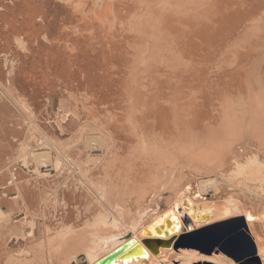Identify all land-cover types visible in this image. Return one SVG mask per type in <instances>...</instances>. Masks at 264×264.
<instances>
[{
    "label": "rangeland",
    "instance_id": "rangeland-1",
    "mask_svg": "<svg viewBox=\"0 0 264 264\" xmlns=\"http://www.w3.org/2000/svg\"><path fill=\"white\" fill-rule=\"evenodd\" d=\"M225 99L235 104L244 124L264 106V0H0V210L14 212L0 232V264H20L24 250L43 240V230L54 238L67 226L82 227L98 207L80 175L50 166L38 172L30 159L28 168L19 165L21 148L47 150L44 135L63 144L82 130L104 132L108 149L94 153L110 163L107 171L122 198L141 185L150 192L149 178L180 181L194 191L200 179L212 176L218 179L216 191L264 213V149L255 151L254 140L240 160L245 168L237 170L229 161L234 173L203 175L197 163L189 171L179 162L177 141L187 128L199 133L213 123L218 130ZM239 99L245 106L236 105ZM141 137L160 149L170 147V162L138 153L134 148ZM79 140L80 154H69L84 159ZM253 155L263 167L248 164ZM98 168L86 174L100 177ZM21 187L35 195L41 189L52 192L42 214L25 211L36 200L27 196L17 201L19 209L11 206ZM176 188L165 184L153 206L163 208ZM30 221L37 222L39 234H32ZM261 221L256 231L264 248ZM231 240L229 254L217 247L179 249L220 253L231 264H261L256 251ZM52 256L53 264L63 263ZM191 264L221 263L194 259Z\"/></svg>",
    "mask_w": 264,
    "mask_h": 264
},
{
    "label": "bare ground",
    "instance_id": "bare-ground-1",
    "mask_svg": "<svg viewBox=\"0 0 264 264\" xmlns=\"http://www.w3.org/2000/svg\"><path fill=\"white\" fill-rule=\"evenodd\" d=\"M155 53H157L156 50ZM255 100H257V98ZM262 103L263 102H261V104ZM233 104L234 103L232 101H229L228 99L221 101L220 112H218L219 115H217L219 120L218 123L220 124L218 128L219 131L216 129L218 125L215 127L213 123H211V125L208 123V125H204V129L201 128V130H203L202 132L199 131L198 133V131H196L194 132V134L192 133L194 137L191 138L189 132L192 130L189 128L186 129L184 136L187 133L188 135L185 136V144L180 147L182 156L181 155H180L181 157L179 156L180 163L183 164L185 161L186 164H184L183 166L186 169H188V167L189 168L193 167L194 163L196 164L197 162V165H194V167L198 166L197 169L195 168L196 171L199 172L201 167H204L202 172V174L204 175H211V173L209 172L206 173L204 171L205 169L210 170L209 166L210 167L215 166L217 170L222 168L221 172H223L225 170L224 169L225 166H223L224 161L221 159L223 157L222 155H224V153L230 149L231 144L233 142H236L237 140L240 141L235 143L233 147L230 149L228 158H232L235 161L236 165L238 166L237 170L245 168L243 166L244 162L242 163L240 162V160L243 159V156L246 153L251 152L247 146L249 145L250 140H253L250 137L256 136L259 138V140H264V106L262 110L259 112V114L256 112H252L250 115L251 121H248L246 124H244L240 120L241 116H239L237 114L238 112H236L233 109L234 108ZM244 104H245L244 101L240 99L236 101V105L238 106H242ZM251 108H253V106ZM242 114H244L243 110H242ZM192 117H194L195 120H197L198 116L194 112V115ZM106 136L107 135L104 132L92 133L90 130L86 132L82 130L77 136V138L74 139L75 142L74 140H72L70 142H64L62 144L60 142H56L52 140L47 135H44L43 144L45 141L49 142V145L46 146L47 150L41 152L39 151L32 152L27 148H21L18 155L19 158L18 161L22 164L23 167L24 166L27 167L30 159V161L34 164V167L37 171L41 167L46 168L50 166L51 168H55L59 170L62 167L66 168V166L68 165L71 166L73 165L74 168L78 172H80V176L82 177V179L87 181L88 178L86 176V173H82V172L93 169L96 166V164L99 162V159L101 160L102 155L95 154L94 152L99 151L102 154L106 151L107 149L105 147ZM79 139H81L82 147L86 151L87 155L85 156L84 159H77L74 164L72 163L71 158L67 157V154L69 148H71L72 146L75 145L80 147V145L77 144V142L80 141ZM254 144L256 145L255 151L260 152L262 151V149H264V142L259 143L254 140ZM52 154H54V159L52 158L53 157ZM185 157L187 160L185 159ZM249 161L250 162H248V164H251L257 169L259 167L260 168L263 167L262 164L256 159V155L251 156V159ZM176 163L172 160V164H176ZM180 170L184 172V168L182 169L180 168ZM230 172L234 173L235 170H230ZM183 179L185 181L186 178H184L183 176ZM217 181L218 179L216 177H212V176L206 178L204 177L199 180L196 189L194 191H191L190 184L183 185L181 184L182 182L180 181L168 182V180L162 181L160 179L155 178V182L152 184V188H153L152 191L149 192L144 197L142 196V194H144V192L142 191L143 193L142 192H139V194L134 193L132 195H129L121 199L122 205L120 210L117 209L114 210V215L118 217L119 221H114L110 223L109 226L110 229L104 230V232L105 231L108 232L107 234L104 235L100 234V236L94 237L93 232L91 233L89 232L90 234L88 235V238L81 244L82 246H80L78 249V251L80 252L77 254L74 253L75 255L74 256L72 255L71 257H66V258L64 257L65 259L62 264H93L96 261H98L101 257L106 255L109 251L117 248L119 245L123 243H128L129 246L127 247V249L132 248L134 245L138 244L143 248V251L140 252L139 254L131 255L128 258L116 257L113 260L112 264H174L173 263L174 261H178L179 264H191L194 259L212 261L217 263L220 262L221 264H231V261L229 259H226L220 253L212 254L211 256H205L191 249L175 250L174 246L177 243L180 236L184 233L199 228H203L205 226H209L221 221L230 220L237 216L243 217L248 232L254 243L256 256L259 258L260 263L264 264V248L262 246L263 241L261 236L256 231L259 221L264 219V213L259 214L256 213V211H252L250 209L248 210L247 208L244 207V205L241 203V201L238 198L232 195H222V193L216 191ZM169 183L171 184V186L173 187L176 186L177 188L173 189L174 191L171 194V197L168 199V201L166 202L163 208L154 207L153 202H155L156 198L159 197L160 188H162L165 184H169ZM91 185L94 187L93 184ZM96 193L99 195L100 199L104 201L103 203L105 204L106 199L104 198V196L100 195L99 192ZM23 197L25 196L21 195V198ZM12 198L13 199L11 200L12 201L11 204L12 205L18 204L17 201L14 200V197ZM237 214H241V215H237ZM13 215L14 212L12 209L9 210L7 213H4L2 212V210H0V232L2 231V229L8 227V225L11 223L13 219ZM165 221H168L170 226H167ZM160 225H162L161 229H160ZM155 228H159L160 231L159 234L156 233ZM65 229H67V227ZM144 229L147 230L148 235L145 234ZM164 231H166V234H164ZM144 238H158V239L168 240L170 241L171 246L160 247L159 252L154 255L142 243V239ZM64 255L69 256L68 254H63V256ZM30 257H31L30 255L27 257L25 256L21 264H32L33 257L32 258Z\"/></svg>",
    "mask_w": 264,
    "mask_h": 264
},
{
    "label": "crops",
    "instance_id": "crops-1",
    "mask_svg": "<svg viewBox=\"0 0 264 264\" xmlns=\"http://www.w3.org/2000/svg\"><path fill=\"white\" fill-rule=\"evenodd\" d=\"M255 15H250V17H254ZM249 17V18H250ZM255 17H259L261 18L262 15H257ZM251 45V44H248ZM256 45V44H255ZM259 45V44H257ZM194 131H190L189 134L191 136V138H193L194 136L192 135ZM188 135V133L186 134ZM185 135V136H186ZM212 135V134H211ZM185 136H183V138L179 141H177L178 146H177V153L179 154V156L181 154V149L180 147L182 145L185 144ZM250 137V136H247ZM253 138V140H256L259 143L264 142V140H259L258 138L255 137H250ZM143 139V140H142ZM44 141V140H43ZM181 141V142H180ZM240 140H237L236 142H233L231 144L230 149L233 147V145L237 142H239ZM46 142V141H45ZM44 142V143H45ZM143 143V144H142ZM147 143V144H146ZM141 145V148H140ZM146 145V146H145ZM75 146V145H74ZM72 146L71 148H69L68 150V154L67 157L71 158L72 163L75 164V161L77 159L73 158L69 152L70 151H76V156H78V154H80L81 150L79 148V146ZM108 143L105 142V147L108 149ZM155 146V147H154ZM158 146V147H157ZM148 147V148H147ZM147 148V149H146ZM155 150H154V149ZM138 153L140 154H151V156H153V158H155L156 160H161V161H167L170 162L169 158V154H170V147L166 149H160L159 144L154 142V141H148L145 137H141L138 144L135 146L134 148ZM230 149L227 150L224 155H222L223 157L221 158L224 161V165L225 166V170L223 172H221V169L215 168V166H209L210 170L205 169L204 171L206 173H208V171H210L213 174H229V168H227V166H229V161L231 160V158H228ZM158 150V151H156ZM161 151V152H160ZM170 151V152H169ZM167 152V154H166ZM228 152V153H227ZM180 156V157H181ZM79 159V158H78ZM197 163V162H196ZM197 165V164H196ZM100 166V167H99ZM108 166H110V163L107 162L106 159H104L103 156H101V160L99 159V162L96 164V166L94 168L93 171H97V168L99 170L100 177H93L91 178L88 174H86L87 176V181L83 180V183H86L87 185H89L88 187L91 189L89 191L92 192V194H95L99 204L98 207L92 211V213H90L89 216L86 217V219L83 222V226L82 227H78V225H73V226H67V229H64L62 231H59L56 236L54 238L48 237L47 236V231L43 230L42 234H41V238H43V240L40 241V243L38 244V247L35 249H30L27 248L24 250L23 253V259L26 256H31L30 258L33 257L32 263L36 260H38L37 263L39 264H53V256L56 258H62L63 262L64 259L66 257H71L72 255L74 256L75 254L79 253L80 251H78L79 247L82 246L81 244L88 238V235L93 232L94 237L100 236V234H107L108 232L104 230L105 229H110V223L114 222V221H119L118 217L114 215V210H120L122 202V192L123 190L118 186V183L115 182V179H113L114 177L112 176V174H110L107 170H108ZM198 167V166H197ZM200 168V167H199ZM204 167H201L199 173L202 174ZM60 170H66L71 172L73 175L74 174H78L80 175V172H78L74 166L72 165H68L66 166V168H60ZM89 170H86L82 173H87ZM209 172V173H210ZM71 175V174H70ZM204 175V174H203ZM204 177V176H202ZM211 177V176H210ZM91 180V182H90ZM96 182V183H94ZM155 182V178H149L148 180V184L152 187V184ZM93 184L94 187L91 185ZM104 184V186H103ZM99 185V186H98ZM101 185V186H100ZM96 187V188H95ZM98 187V188H97ZM102 187V188H100ZM98 189V190H97ZM100 189V190H99ZM93 190V191H92ZM95 191V192H94ZM144 192V194H142V196L144 197L145 195H147L149 192H147V189L145 187V185H141L140 187H138L134 193L139 194V192ZM152 191V190H151ZM150 191V192H151ZM99 192L100 195L104 196V198L106 199L105 205L102 199H100L99 195L96 193ZM102 192V193H101ZM142 192V193H143ZM56 193V192H55ZM104 193V195H103ZM118 193V194H117ZM52 192H45L42 189L39 190L38 194H34V192L31 191V189L28 191H25V189L22 187L18 188L16 193L14 194V200L18 201L21 198V195H24L25 198L26 196L29 198H31V200L36 199L35 200V204L33 205H27L24 209L27 212H30V210H32V212L34 213H38L39 215L43 213L44 211V207L47 204V201L50 200ZM117 194V195H116ZM130 194V195H132ZM115 197V198H114ZM30 200V201H31ZM111 204V205H110ZM105 205V206H104ZM110 205V206H109ZM14 209L18 208V205H11ZM108 206V207H107ZM112 206V207H111ZM112 208V209H110ZM110 209V210H109ZM25 215V214H24ZM98 215V216H97ZM104 217V218H103ZM24 219V218H23ZM110 219V220H109ZM13 220V219H12ZM88 220V221H86ZM86 222V223H85ZM37 222L35 221H30V223H28L29 227L34 228L33 230V235H37L39 234L38 232V228H37ZM77 226V227H76ZM73 229V230H71ZM66 230V231H65ZM68 231V232H67ZM90 232V233H89ZM102 232V233H101ZM97 233V235H96ZM46 235V236H45ZM59 247V248H58ZM57 248V249H56ZM49 250V252H48ZM59 250V251H58ZM32 252V254H31ZM35 253V254H34ZM48 253V254H47ZM75 253V254H74ZM29 254V255H27ZM34 254V255H33ZM63 254H68L69 256H63ZM65 257V258H64ZM50 258V260H49ZM17 264V262H16ZM21 264V263H20Z\"/></svg>",
    "mask_w": 264,
    "mask_h": 264
},
{
    "label": "water",
    "instance_id": "water-1",
    "mask_svg": "<svg viewBox=\"0 0 264 264\" xmlns=\"http://www.w3.org/2000/svg\"><path fill=\"white\" fill-rule=\"evenodd\" d=\"M18 163L22 166L19 161ZM28 166L26 168H28ZM165 223L167 226H170L168 221H165ZM161 228L162 225H160V229ZM155 231L157 234L160 233L159 228H155ZM144 232L148 235L146 229H144ZM164 234H166V231H164ZM233 237L246 244L249 251H255V246L249 235L245 221L243 220V217L240 216L184 233L178 239L174 249L178 250L184 245H188L192 246V248H199L200 250L208 247L210 251H212L213 248L217 247L218 250L216 252L220 250L223 253L229 254L231 252V238ZM142 243L154 255L159 252L160 247L171 246L170 241L158 238H144L142 239ZM128 246V243L119 245L93 264H112L116 257L128 258L131 255L139 254L143 251V248L138 244L127 249Z\"/></svg>",
    "mask_w": 264,
    "mask_h": 264
}]
</instances>
